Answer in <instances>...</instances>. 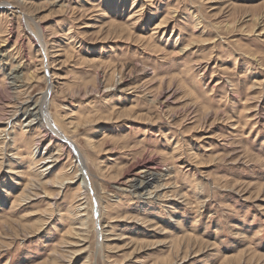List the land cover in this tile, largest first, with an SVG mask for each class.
Wrapping results in <instances>:
<instances>
[{"label":"rangeland","instance_id":"1","mask_svg":"<svg viewBox=\"0 0 264 264\" xmlns=\"http://www.w3.org/2000/svg\"><path fill=\"white\" fill-rule=\"evenodd\" d=\"M16 1L0 0V264H264V0ZM48 90L58 134L22 118Z\"/></svg>","mask_w":264,"mask_h":264},{"label":"bare ground","instance_id":"2","mask_svg":"<svg viewBox=\"0 0 264 264\" xmlns=\"http://www.w3.org/2000/svg\"><path fill=\"white\" fill-rule=\"evenodd\" d=\"M16 1V0H15ZM17 2V1H16ZM24 2V1H23ZM3 5H0V6H3L4 8H6V9H10V8H12L11 7V5H10V3L9 2H7V3H2ZM18 4V3H17ZM19 5V4H18ZM7 10V11H8ZM10 11V10H9ZM12 14V13H11ZM29 19V18H28ZM32 20V18L30 19V21ZM30 23V22H29ZM36 25V24H35ZM35 27H37L36 29H38V31H40V27L37 25V26H35ZM43 31V30H42ZM38 33V32H37ZM39 42V44H40V47H41V49L43 50L44 49V46H43V43L42 42H40V40L38 41ZM45 44V43H44ZM47 49V48H46ZM41 50V51H42ZM45 50V49H44ZM43 52V51H42ZM50 53V52H49ZM43 54H45L46 55V51L43 53ZM44 55V56H45ZM47 60V59H46ZM18 67H20V66H18ZM12 73H10L9 75H11ZM8 75V76H9ZM14 75H16V74H14ZM14 75H13V77H14ZM18 78V77H17ZM30 79H32V77L30 78ZM12 80V79H11ZM28 80V79H27ZM119 85V84H118ZM18 92V91H17ZM49 92H50V90H48L47 92L45 91V92H43V97H42V100H40V102L38 101H35L36 103H34V106L33 107H31V106H29V107H31L29 110H27V111H25V112H23L22 113V118L24 119V120H27V118H29L28 119V121H26V123H25V125L26 126H31V125H33L34 123H37V124H43V125H46V127H48V128H51L53 131H55V134H58V130L59 129H57L55 126V123H54V121L55 120H53V118H52V116H50V115H47V113L45 112L46 111V102H47V99H48V94H49ZM25 102V101H24ZM38 104H39V106L40 107H38ZM38 108H39V110H38ZM35 109V110H34ZM34 110V111H33ZM26 116H28V117H26ZM38 116H40L41 117V121H40V118L38 117ZM58 119V118H57ZM64 120V119H63ZM58 122L61 124V126L63 127V129L64 130H66L67 131V127H66V125L63 123V121L62 120H59L58 119ZM50 129V130H51ZM75 131V130H74ZM73 133V132H72ZM60 136V135H59ZM60 138V137H59ZM65 143H68L70 146H71V148H72V150H73V152H74V154H75V157H77L76 159L79 161V166H80V173H81V175H78V174H76V176L72 179V180H68V179H63V180H61V182H60V188L64 185V183L65 182H67V180L68 181H70V182H74V181H77V183H79V187L82 189V188H85L86 190H89V183H88V180L86 179V175H85V162H84V160H83V157L84 156H82V155H80V153L78 152V149L76 148V146L75 145H73L72 144V141L70 140L69 141V139H67L66 137L64 138V139H62ZM59 141V140H58ZM86 141H88L87 139H86ZM88 143V142H87ZM90 143V142H89ZM88 145V144H87ZM60 148V147H59ZM92 148V147H91ZM49 149V148H48ZM58 151V155L57 156H53V155H51V156H49V157H47V158H45V157H42L41 159H42V163H44V162H47V160L49 159L51 162H53V163H56L57 162V160H58V158H59V156H60V154H61V152H62V150H59V149H57ZM57 154V153H56ZM140 171V170H139ZM38 173H41V172H38ZM145 173V172H144ZM147 174H145L144 176H146L147 177V179H146V182H141V181H139L138 179H130V180H132V182H133V184L132 185H130V187H132V188H134V190L136 189V191H145V192H143L141 195H139L140 193H138L137 192V196H139L140 198H142L144 195V193L146 194V195H148L149 197L154 193L153 191H152V189H153V187L151 188L150 187V184L152 185L153 184V182L155 181V180H157V176L155 175V173H151V172H146ZM137 175V174H136ZM141 175V174H140ZM135 176V175H134ZM133 176V177H134ZM138 176V175H137ZM72 178V177H71ZM145 179V178H144ZM129 181V180H128ZM131 182V183H132ZM76 183V182H75ZM159 185V184H158ZM59 186V185H58ZM128 190V189H127ZM90 191V190H89ZM132 191H133V189H132ZM135 194V193H134ZM59 195V194H58ZM84 224V223H83ZM83 242V241H82Z\"/></svg>","mask_w":264,"mask_h":264}]
</instances>
